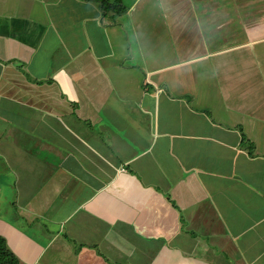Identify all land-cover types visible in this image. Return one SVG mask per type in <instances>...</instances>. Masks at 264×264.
<instances>
[{
    "label": "crops",
    "instance_id": "crops-1",
    "mask_svg": "<svg viewBox=\"0 0 264 264\" xmlns=\"http://www.w3.org/2000/svg\"><path fill=\"white\" fill-rule=\"evenodd\" d=\"M0 0V237L22 264H264V0Z\"/></svg>",
    "mask_w": 264,
    "mask_h": 264
},
{
    "label": "trees",
    "instance_id": "trees-1",
    "mask_svg": "<svg viewBox=\"0 0 264 264\" xmlns=\"http://www.w3.org/2000/svg\"><path fill=\"white\" fill-rule=\"evenodd\" d=\"M98 2L104 12H110L116 16H121L126 12L121 0H98ZM0 264H22L8 248L3 237H0Z\"/></svg>",
    "mask_w": 264,
    "mask_h": 264
}]
</instances>
